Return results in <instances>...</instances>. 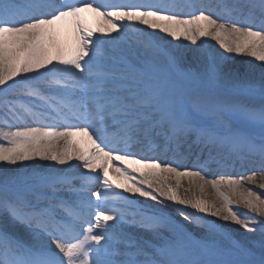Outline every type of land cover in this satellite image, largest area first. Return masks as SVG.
<instances>
[{
  "label": "snow or ice",
  "instance_id": "obj_1",
  "mask_svg": "<svg viewBox=\"0 0 264 264\" xmlns=\"http://www.w3.org/2000/svg\"><path fill=\"white\" fill-rule=\"evenodd\" d=\"M160 33L200 42L198 67ZM18 164L0 264H264V0H0V165Z\"/></svg>",
  "mask_w": 264,
  "mask_h": 264
},
{
  "label": "bare ground",
  "instance_id": "obj_2",
  "mask_svg": "<svg viewBox=\"0 0 264 264\" xmlns=\"http://www.w3.org/2000/svg\"><path fill=\"white\" fill-rule=\"evenodd\" d=\"M158 31V30H157ZM160 35H163L165 36V39L167 41H170L171 44L173 45H178V44H183V45H187L188 48L185 50V59H186V63H185V67H198V65L196 64H193L191 63L192 60H193V53L191 51V49H195L198 47L199 43L197 45H192L191 42L189 41H185L183 39V37H181V39L179 41L175 40L174 38H171V37H167L166 34H163V33H160ZM204 41L207 42V46H208V50L211 51V52H214V53H223V55L225 57H227V59H224L222 61V65L224 67V70L226 72H229V73H232L234 74V70H239V69H242V66L243 67H246L248 69H250L251 67H257L259 69V62L255 61L252 57H249L247 55H238V54H228V53H225L223 51V49H221L218 45L217 42L215 41H212L210 38H203ZM226 63H231V67H228L226 65ZM235 68V69H233ZM259 71V70H258ZM32 163H35V164H38L40 165L41 167L37 168L36 171H45L47 169V166L49 164H51V162H42V161H36V162H32ZM22 165H15V166H11V165H3L2 167H0V174L3 173V170L5 168H8L10 170H15V169H19L21 168ZM57 167H60V166H57ZM241 169H239L238 171H240ZM248 187H253V189L257 192H264V190L256 187V186H253V185H248ZM211 191V190H210ZM153 205H155L156 207H160L161 205H159L158 203H156L155 201H153ZM189 210V209H188ZM241 211H245L244 209H240ZM179 218H180V221L183 225H185L187 231H189L190 233H196V235L200 238V236L203 234L204 230L199 228V227H196L192 224H190L188 221H184L183 220V217H180L178 213H175ZM210 219H215V218H210ZM218 223H223L222 221H218ZM229 227L233 230L232 231V235L235 239H238V240H243L244 237L246 235H250V234H247V233H244V230L239 228L238 226L236 225H229ZM161 232L163 235L167 236L169 233L167 231V229H161ZM194 236V234H192ZM146 239H154L152 236L149 237V236H146L145 237Z\"/></svg>",
  "mask_w": 264,
  "mask_h": 264
},
{
  "label": "rangeland",
  "instance_id": "obj_3",
  "mask_svg": "<svg viewBox=\"0 0 264 264\" xmlns=\"http://www.w3.org/2000/svg\"><path fill=\"white\" fill-rule=\"evenodd\" d=\"M226 65L228 67H231V63H226ZM235 69V68H233ZM259 69L257 67H251L250 69L246 68V67H243L242 66V69H239L238 71L237 70H234V75L240 77V78H245V77H250L253 73V71H255V73L258 75V71ZM3 165H0V167H2Z\"/></svg>",
  "mask_w": 264,
  "mask_h": 264
}]
</instances>
